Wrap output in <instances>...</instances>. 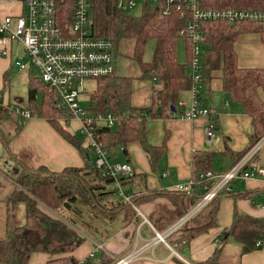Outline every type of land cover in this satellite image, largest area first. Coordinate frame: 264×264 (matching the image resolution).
Segmentation results:
<instances>
[{"label": "trees", "instance_id": "trees-1", "mask_svg": "<svg viewBox=\"0 0 264 264\" xmlns=\"http://www.w3.org/2000/svg\"><path fill=\"white\" fill-rule=\"evenodd\" d=\"M58 0L57 18L62 26L70 23L72 0ZM211 9L235 8L244 10H264V0H212L204 5ZM165 4H148L144 15L132 12L124 13L116 9L115 0H89V29L94 37L105 38L112 43L114 73L107 78L94 80L95 89L89 94L88 109L102 114L111 113L118 120L114 128L104 125L96 127L95 133L102 143L108 159L118 154L127 156L126 145L138 143L145 153L153 173L161 175L160 161L167 153L168 133L159 147L148 140L147 123L152 120H164L171 109H176L179 94L190 89L187 78L191 59V43L181 37L187 17L181 18L174 7L170 13L163 14ZM257 33L264 44V28L251 22L228 25L221 22L202 24V34L206 38L201 56L203 89L210 92L211 74L222 72V92L232 103L238 104L245 116L251 119L253 133L248 137V147L239 153L227 151L238 162L245 153L264 137V102L259 91H264V69H242L238 66L234 46L240 36ZM123 40L134 41L133 60L142 72V79L155 81L151 105L146 109L135 108L131 104L132 79L117 77V47ZM185 43L186 59L177 60V44ZM154 42L151 61L143 62L145 47ZM7 80H5L6 82ZM27 100L25 108L33 118L46 120L51 127L74 147L83 161L81 168L68 167L60 172H51L45 167L29 168L14 158L20 172L16 178L14 192L6 200L7 223L5 236L0 240V261L2 264H28L33 253L64 255L75 252L83 242L80 234L90 238L99 232L101 222L112 223L115 220L127 226L136 221L135 208L157 197H166L175 208L174 218L180 219L189 212L213 187L214 183L200 180V174L212 168L214 153H195L191 160L192 192L150 191L127 193L124 191L128 178L119 180L123 191L131 198L125 203L117 194L114 179L103 176L101 170L91 163L92 151L86 140L66 129L62 113L54 108L48 89L34 72L27 77ZM18 102H22L18 100ZM10 116L0 107V121ZM213 132L214 122L209 118ZM0 141L4 138L0 133ZM119 147L123 151L118 153ZM255 157V156H254ZM252 161V160H251ZM250 167V166H248ZM222 189L206 203L179 230L167 238V244L178 249L193 239L216 227V217L220 200L230 196ZM21 203L25 206V224L14 227L8 220L11 207ZM150 223L159 233L166 224L158 225V220L150 218ZM78 232V235L76 234ZM233 240L241 247V254L254 251L256 243L264 242V219L234 213L231 225L225 228L217 238L213 255L201 264H218L219 256L225 245ZM71 257H63L47 264H75ZM90 264H111L104 254L90 261Z\"/></svg>", "mask_w": 264, "mask_h": 264}, {"label": "crops", "instance_id": "crops-1", "mask_svg": "<svg viewBox=\"0 0 264 264\" xmlns=\"http://www.w3.org/2000/svg\"><path fill=\"white\" fill-rule=\"evenodd\" d=\"M134 41L123 40L117 47L116 76L132 79L131 104L135 108L146 109L151 105V97L155 81L142 79V72L133 60ZM13 48V45H12ZM237 54L238 66L242 69H264V44L259 39V34L251 33L240 36L234 46ZM154 50V42H149L143 54V62L149 63ZM13 55V54H11ZM186 59L185 43L177 44V60L183 63ZM9 62L0 57V89L8 78L6 68ZM210 92L204 89L200 93L201 104L208 108H215L218 115L212 117L214 128L213 138L207 142L205 131L208 128L209 119H195L184 121L181 119H169L167 114L164 120H152L147 123L148 140L153 146L159 147L164 136L168 133L167 153L160 161L161 175L153 173L142 147L138 143L126 145L124 149L127 156L122 155V162L115 161L118 156L110 161L127 163L133 169V177L126 181L123 188L127 193H140L150 191H176L178 185L188 183L191 177V160L195 153H214L215 159L212 172L219 177L228 173L237 163L227 152L239 153L248 145V137L253 133L251 119L242 113L238 104L232 103L222 92V72L214 71L211 74ZM3 91H6L5 89ZM3 94V103L9 104L6 95ZM259 97L264 102V91H259ZM5 99V101H4ZM179 100L189 105L190 92L183 91L179 94ZM178 100V101H179ZM18 105V104H16ZM19 106V105H18ZM25 108V107H24ZM180 111V108L177 109ZM17 128L1 135L4 138L2 147L6 151L0 152V240L4 239L7 223V198L11 196L17 187L15 181L20 172L14 158L22 161L29 168L37 169L45 167L51 172H60L64 168H81L83 161L77 150L68 144L44 119L32 118L17 125ZM66 119L64 118V120ZM72 124L73 129L67 127ZM77 121H66V129L71 134L82 137ZM6 133V132H5ZM119 147L118 153H121ZM1 149V147H0ZM2 153L4 155L2 156ZM25 156V160L22 159ZM11 158L13 162L11 161ZM94 158L91 154V163ZM250 167L264 169V146L253 157ZM216 180V179H215ZM230 196L220 200L216 217V227L209 232L193 239L188 244L178 249L167 244L155 242L141 254L132 259L128 264H201L209 259L217 246L216 240L222 231L229 227L234 213L249 216L256 219H264V180L235 179L230 183ZM138 216L136 221L124 226L119 219L112 223L101 222L98 225L99 232L83 238L79 248L70 254L48 255L45 253H33L28 264H47L57 259L71 256L76 261L87 257L94 252L95 260L100 254H104L113 264L117 260L124 259L131 253H136L144 244L155 238V230L150 223V218L158 220V225L166 224V229L177 222L174 218L175 208L166 197H157L150 202L134 207ZM8 220L14 227L25 224V206L21 203L11 207ZM165 229V230H166ZM78 235V232H76ZM101 246L97 250L96 246ZM218 264H264V242L261 246L248 254H241V247L230 240L219 256Z\"/></svg>", "mask_w": 264, "mask_h": 264}, {"label": "built area", "instance_id": "built-area-1", "mask_svg": "<svg viewBox=\"0 0 264 264\" xmlns=\"http://www.w3.org/2000/svg\"><path fill=\"white\" fill-rule=\"evenodd\" d=\"M65 0L61 1L64 2ZM212 0H115L116 9L120 12H133L140 5L141 15L146 14L148 4L162 2L165 4L163 14L170 13V8L180 12V17L186 19V24L179 35L191 43V59L188 66L187 78L190 83L189 105L179 100L174 111H169V119L193 121L203 118L209 119L219 114L215 108H208L201 104L200 93L203 90V75L201 56L206 38L202 34V24L206 22H221L230 26L240 22L255 23L264 28V10H244L235 8L211 9L204 5ZM18 3L20 14L16 17L6 11V5ZM58 0H0V57L8 58L12 54L13 43L20 44L28 56L31 71L48 89L52 105L62 113L66 120L77 121L82 137L93 153V164L101 170L103 176L114 179L118 196L128 203L127 195L119 180L133 175V169L127 163L112 162L95 133L96 127L104 125L114 128L118 118L111 113L91 112L82 108L78 103L80 94L84 93L85 81L110 77L115 71L112 57V43L105 38L94 37L89 29V0H72L70 23L62 26L57 18ZM13 18L16 19L13 26ZM19 70H25L24 62L16 63ZM0 107L8 116H14L18 126L33 118L31 112L20 106L3 103L0 92ZM180 108L178 112L177 109ZM207 142L213 138L210 127L205 131ZM264 146V137L256 142L245 155L222 175L215 176L212 172L200 174V180L214 183V187L176 223L161 233H155V238L144 244L136 253L127 255L124 259L113 264H128L139 256L141 251L155 244H166L167 238L179 230L206 203L212 200L222 189L230 192V183L235 179L264 180V169L248 167L253 157ZM121 150H123L121 148ZM216 179V180H215ZM176 191L190 194L192 182L178 185ZM261 241L256 246H261ZM101 250V246H96ZM94 259V252L77 261L75 264H90Z\"/></svg>", "mask_w": 264, "mask_h": 264}, {"label": "rangeland", "instance_id": "rangeland-1", "mask_svg": "<svg viewBox=\"0 0 264 264\" xmlns=\"http://www.w3.org/2000/svg\"><path fill=\"white\" fill-rule=\"evenodd\" d=\"M6 11L10 12V15L13 17H16L20 14L21 11V6L18 3H12L6 5L5 8ZM140 11V5L136 7V9L132 12L133 14H137ZM13 26L15 25L16 19L13 18ZM179 43H181L179 41ZM12 54L9 56L7 61L9 62L8 67L6 68L8 73V78L7 81L4 83V86L0 89V91L5 93L6 100L9 102V105L17 106L18 104L20 107L24 108L26 105V100H27V77L28 73L31 71L30 65H29V59L28 56L25 54L22 46L17 43H13V48H12ZM22 63L24 62L26 65L25 70H19V68L16 66V63ZM3 68V66H0V69ZM0 83H1V77H0ZM83 87L85 92L80 94L78 98V103L79 105L84 108L88 109V103H89V94L95 89V81H85L83 83ZM6 91H3V90ZM18 100L22 102H18ZM5 101V99H4ZM6 103V102H5ZM72 124H68L67 127H70L73 129ZM19 128H17L16 124L14 123L13 119H4L0 121V131L3 134H7L12 132V131H17ZM6 132V133H5ZM2 142L0 141V152L6 153L4 148L2 147ZM7 154V153H6ZM6 154L4 155L2 153V156L6 157ZM22 159L25 160V156L22 155ZM11 159V158H9ZM123 157L122 155H119L115 161L122 162ZM13 162V160L11 159ZM114 161V160H113ZM112 161V162H113ZM0 264L2 262L0 261Z\"/></svg>", "mask_w": 264, "mask_h": 264}, {"label": "water", "instance_id": "water-1", "mask_svg": "<svg viewBox=\"0 0 264 264\" xmlns=\"http://www.w3.org/2000/svg\"><path fill=\"white\" fill-rule=\"evenodd\" d=\"M171 110H172V111H174V109H173V108H172Z\"/></svg>", "mask_w": 264, "mask_h": 264}]
</instances>
